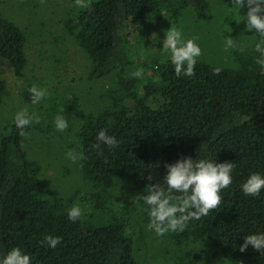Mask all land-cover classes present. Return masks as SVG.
I'll list each match as a JSON object with an SVG mask.
<instances>
[{"label": "trees", "instance_id": "16d2710c", "mask_svg": "<svg viewBox=\"0 0 264 264\" xmlns=\"http://www.w3.org/2000/svg\"><path fill=\"white\" fill-rule=\"evenodd\" d=\"M186 11L202 23L214 17L210 0H90L67 15L63 29L90 61L88 79L117 77L103 104L79 114L70 146L82 155L85 181L102 188L122 182L139 199L163 179L166 164L183 156L234 163L220 204L169 237L181 247L204 243L212 260L264 264V252L252 246L240 251L246 235L264 232V189L250 197L240 187L250 174L264 175V75L254 51L260 37L255 34L252 50L229 49L232 63L200 55L191 76L175 74L170 53L160 61H134L133 39L145 40L161 19L189 28L181 21ZM183 31L185 40L197 42ZM235 33L229 37L238 38ZM27 43L24 29L0 11V58L18 77L28 65ZM135 71L141 75L134 77ZM5 91L0 78V106ZM71 106L78 104L65 109ZM102 129L115 135V146L96 140ZM31 130L30 124L21 134L12 117L0 133V255L20 247L32 264H140L138 230L128 213L98 191L62 195L25 148ZM75 205L82 216L73 222L68 210ZM46 235L61 242L47 248L41 244Z\"/></svg>", "mask_w": 264, "mask_h": 264}, {"label": "rangeland", "instance_id": "374dc122", "mask_svg": "<svg viewBox=\"0 0 264 264\" xmlns=\"http://www.w3.org/2000/svg\"><path fill=\"white\" fill-rule=\"evenodd\" d=\"M214 17L202 23L190 11L181 17L179 28L161 19L145 38L134 45L135 63L160 61L170 51L163 49L166 32L171 27L182 33H193L200 44L201 55H210L215 60L230 61L229 49L252 50L255 30H248L244 14L247 8L234 11L233 0H210ZM76 0H0V11L24 29L28 36L26 53L28 65L25 75L18 77L13 67L0 58V78L6 82V91L0 106V133L7 122L20 110H27L33 119L32 130L26 138L25 148L29 156L39 162L43 176L62 195L77 190L98 191L118 209L125 210L138 230L136 255L140 264H227L222 260H212L203 249V244L178 246L169 237V232L157 236L148 229V212L142 207L139 197L130 185L115 182L109 188H102L85 181L81 174L80 159L73 163L66 153L76 151L70 146L73 130L82 110L96 109L103 104L102 95L114 88L117 77L112 75L98 81H90L87 76L90 61L72 37L63 29L62 21L69 13L76 11ZM237 31L236 46L225 50V41ZM251 36H249V34ZM196 42V43H197ZM148 67V66H147ZM150 72L151 70L146 69ZM32 86L46 90V95L37 103H32ZM74 99V100H73ZM73 100V103H72ZM77 102L78 107L66 105ZM62 115L69 127L64 132L55 129L54 119ZM107 189V190H105Z\"/></svg>", "mask_w": 264, "mask_h": 264}, {"label": "clouds", "instance_id": "9594fccd", "mask_svg": "<svg viewBox=\"0 0 264 264\" xmlns=\"http://www.w3.org/2000/svg\"><path fill=\"white\" fill-rule=\"evenodd\" d=\"M90 0H76L80 7H88ZM234 11L247 7L244 14L248 30H255L260 39L254 46V51L259 55L255 63L260 67L264 75V0H233ZM225 50L236 46V41L228 38L225 41ZM163 49L170 51V60L174 65L175 74L179 77L194 74L197 58L201 55V48L193 39H183L182 33L175 28L166 32ZM220 69H214L218 73ZM134 77L141 73L135 71ZM33 94L32 103H37L45 97L46 90L32 86L28 89ZM35 118L26 109L18 111L14 116L17 129L23 130L30 125ZM55 129L64 132L68 127V121L62 115L54 119ZM96 140L108 146H115L118 141L115 135H108L106 130H100ZM99 146V145H97ZM73 163L82 159V155L69 151L66 153ZM166 175L163 179L152 184L147 194L140 199L148 206V229L154 231L157 236H163L168 232H183L191 220H199L207 216L209 211L215 209L222 199L221 191L229 187L233 182L232 162L216 163L210 159H193L191 156H183L173 163L166 164ZM149 180L153 177L148 176ZM241 189L246 196L254 197L264 189V175L250 174L241 184ZM82 216V209L75 205L68 210V219L75 222ZM61 242L60 237L46 235L41 244L47 248H56ZM252 246L259 252H264V232H256L246 235L240 246V251H245ZM0 264H32V257L20 247L10 249L6 254L0 255Z\"/></svg>", "mask_w": 264, "mask_h": 264}]
</instances>
